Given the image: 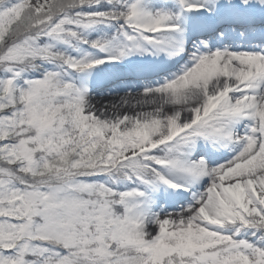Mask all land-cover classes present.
Here are the masks:
<instances>
[{
    "label": "snow or ice",
    "instance_id": "snow-or-ice-1",
    "mask_svg": "<svg viewBox=\"0 0 264 264\" xmlns=\"http://www.w3.org/2000/svg\"><path fill=\"white\" fill-rule=\"evenodd\" d=\"M0 264H264V0H0Z\"/></svg>",
    "mask_w": 264,
    "mask_h": 264
}]
</instances>
